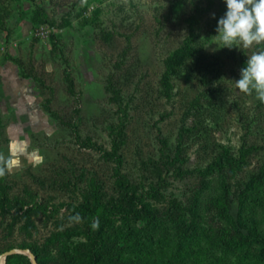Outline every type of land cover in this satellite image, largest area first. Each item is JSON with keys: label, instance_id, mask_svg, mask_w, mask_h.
<instances>
[{"label": "rangeland", "instance_id": "obj_1", "mask_svg": "<svg viewBox=\"0 0 264 264\" xmlns=\"http://www.w3.org/2000/svg\"><path fill=\"white\" fill-rule=\"evenodd\" d=\"M226 10L0 0V254L83 264L71 256L88 231L121 245L123 224H142L127 188L158 218V264H264L239 218L243 206L264 233V103L235 85L264 44L219 47ZM15 254L2 264H26Z\"/></svg>", "mask_w": 264, "mask_h": 264}, {"label": "trees", "instance_id": "obj_2", "mask_svg": "<svg viewBox=\"0 0 264 264\" xmlns=\"http://www.w3.org/2000/svg\"><path fill=\"white\" fill-rule=\"evenodd\" d=\"M66 79H68L67 76ZM68 81L71 83L69 79ZM105 154L115 157L119 161V155L116 153L115 140H112V149L106 151ZM208 171V167L198 170L200 174H206ZM125 195L129 201L130 199L132 201L135 200L132 209L142 224L140 226H132L128 223L123 224L121 228L124 229V241L121 245H119L115 237L88 231L85 236L86 241L79 244L76 248V259L71 256V261L75 260L77 263L83 264H158V259L154 257L151 251L153 240L152 230L158 227V218L151 210L149 204L136 198L134 199L133 196H130V191L127 188ZM174 205L178 206L177 203H174ZM190 212L194 216H198L196 208H191ZM239 218L243 225L257 237L258 243L263 244L264 233L257 226L260 222L259 218L253 212L247 211L243 206L240 209ZM178 245H180V242H177ZM21 248H29L35 255L37 264H44L33 248L25 246ZM129 251L135 252L137 255L131 256ZM15 255L26 259V264H31L25 255ZM8 256L10 255L6 257Z\"/></svg>", "mask_w": 264, "mask_h": 264}, {"label": "clouds", "instance_id": "obj_3", "mask_svg": "<svg viewBox=\"0 0 264 264\" xmlns=\"http://www.w3.org/2000/svg\"><path fill=\"white\" fill-rule=\"evenodd\" d=\"M225 3L227 10L217 21L215 35L219 47L252 49L264 44V0H225ZM235 85L245 95L255 93L264 103V49L253 51L247 57ZM3 174V168H0V175ZM75 219L81 218L77 214ZM91 227L98 230V218L93 220Z\"/></svg>", "mask_w": 264, "mask_h": 264}, {"label": "water", "instance_id": "obj_4", "mask_svg": "<svg viewBox=\"0 0 264 264\" xmlns=\"http://www.w3.org/2000/svg\"><path fill=\"white\" fill-rule=\"evenodd\" d=\"M17 252L26 254L29 257L31 264H37L35 255L29 249H20V250L19 249H8V250H5L4 252H2V254H0V261L3 257L10 255V254H13V253H17Z\"/></svg>", "mask_w": 264, "mask_h": 264}, {"label": "bare ground", "instance_id": "obj_5", "mask_svg": "<svg viewBox=\"0 0 264 264\" xmlns=\"http://www.w3.org/2000/svg\"><path fill=\"white\" fill-rule=\"evenodd\" d=\"M0 264H2V259H1V261H0Z\"/></svg>", "mask_w": 264, "mask_h": 264}]
</instances>
